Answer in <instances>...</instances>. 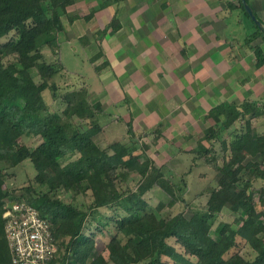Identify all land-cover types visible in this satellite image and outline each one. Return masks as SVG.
Instances as JSON below:
<instances>
[{
	"label": "trees",
	"instance_id": "1",
	"mask_svg": "<svg viewBox=\"0 0 264 264\" xmlns=\"http://www.w3.org/2000/svg\"><path fill=\"white\" fill-rule=\"evenodd\" d=\"M127 1L101 0L96 11ZM76 2L0 0V40L12 35L0 44V264H14L3 217L11 199L15 201L10 204L32 206L50 223L57 248L53 264H264V161L254 160L264 158V133L257 127L264 119L263 103L248 98L210 110L205 120H212L213 125L204 139L220 140L225 161L216 168L215 185L206 187L207 204L190 219L184 213L163 215L164 206L151 208L145 196L157 187L174 200L176 188L180 202L183 189L146 158L143 151L148 147L138 151L115 143L102 148L95 138L104 129L99 120L104 112L101 103L91 101L88 86H75L58 96L59 88L49 82L63 66L47 63L43 51L58 54L66 42L61 37L65 34L62 17ZM238 3L251 20L242 0ZM108 28L120 30L117 14ZM261 36L264 30L256 26L247 44ZM251 49L259 69L264 65V51L259 46ZM102 55L101 49L91 64ZM107 67L105 61L95 71ZM45 92L65 106L61 112L51 108ZM127 134H134L131 123ZM28 137L39 143L34 148L22 145ZM196 152L205 158L211 150ZM27 160L37 172L33 182L19 192L6 189L7 170ZM133 174L137 176L134 187L118 185L132 180ZM38 187H46L47 192L39 193ZM61 191L73 201L90 194L92 202L86 210L80 209L58 198ZM228 212L232 221H221ZM86 226L93 230L90 235L85 233ZM201 227L208 228L204 237L199 236ZM103 234L109 235L108 258L97 247Z\"/></svg>",
	"mask_w": 264,
	"mask_h": 264
},
{
	"label": "rangeland",
	"instance_id": "2",
	"mask_svg": "<svg viewBox=\"0 0 264 264\" xmlns=\"http://www.w3.org/2000/svg\"><path fill=\"white\" fill-rule=\"evenodd\" d=\"M99 2L101 0H77L74 7L68 9L67 14L62 17L65 34L61 37L66 42L62 44L58 54L50 49L43 51L47 63L55 64L57 68L60 65L63 66V70L49 82L59 88L58 96L69 88L81 85L88 86L91 101L93 103L98 100L101 101V110L104 112V116L99 119L104 129L95 138L96 143L102 148L121 143L127 146L130 145L138 151L144 145L147 146L148 148L143 151V154L151 160L154 167L161 168L171 182L181 186L184 199V201L179 202L180 192L178 191L180 190L177 191L176 188L174 191L175 199L173 200L163 189L155 187L145 196L149 206L155 209L158 205H163V215L175 216L184 213V216L190 219L193 212L205 208L209 195V193L206 194L208 189L206 187L215 185L216 168L222 167L225 161L220 140L216 139L210 143L204 139L205 131L213 125V121L205 120V117L212 107L219 103H241L247 99L244 95L246 91L244 85L251 78L249 74L253 73L256 68H254V63L257 62L255 51L254 49L250 52L245 50V53H247L246 59L247 55H251L250 57L253 60H238L240 68L237 66V61L222 60L217 74L219 77L215 79L204 78V82H201L202 80L198 76L202 67L203 52L191 46L185 48L182 44L179 46L175 44L176 46L172 47L170 41L175 42V40L171 35L166 38L163 31L162 34L156 32V39L153 40V37H151L153 42H150L146 37L144 38L145 44L137 45L135 43V49L142 54L138 58L139 63L136 67H139L141 71L145 70V72L140 73L142 77H136L135 75L134 77H128V83L130 86H134L131 94L137 100L136 102L142 105L140 108L131 100L128 99V101V95L125 94L123 89L122 92L116 84L120 82L125 84L127 76L122 77L119 82L114 77V79H109L110 74L107 78H103L108 82L113 80L114 86L110 89L102 82V78L99 77L100 73L94 71L93 66L105 62L107 59L106 54L103 53L95 65L90 64V56L93 57L101 49L104 52L105 42H102L107 35L112 41L123 40V38L129 39L127 38L128 35L123 34L122 31L119 35L115 34L116 31L108 28L116 14L115 10L108 7L96 11ZM91 12V18L85 19ZM69 19L75 20L70 23ZM245 19L256 29V26L248 17ZM103 30H107L105 35H97L96 39L93 38L94 34ZM11 37L12 35L3 38L0 40V44L6 43ZM76 37L77 40H75ZM130 38L132 39H129L131 42L134 41L133 36ZM129 40L122 42L125 48V43H129ZM154 42L155 44H153ZM253 42V47H256L258 45L256 43L257 38ZM170 47H172V50H170ZM144 51L146 52L142 53ZM178 52L183 59H179ZM126 67H132L134 71L139 73L134 63H130ZM106 69L111 71L109 65ZM34 74L36 82L39 83L40 77L35 72ZM143 74H152V78L148 77L146 79ZM154 81L162 88L152 94L148 88ZM146 83L148 86L142 89V85L144 86ZM242 83L244 84L242 85ZM255 87H258L257 84ZM106 88L110 90H106L105 93ZM149 90L150 92H147ZM263 94L264 91L260 93V95ZM44 95L48 103L52 102L51 108L53 110L61 112L64 109L65 106L60 104V100L53 102L50 92H45ZM145 97L149 98L148 101L144 99ZM78 123L82 125L80 121ZM128 123L132 124L133 135L127 134ZM257 127L258 131L264 132V127L258 125ZM222 136L225 139L228 138L226 133ZM38 143L39 141L32 137L23 138L21 141L22 145L30 148H34ZM202 149H209L211 153L205 158H201L196 151ZM263 159L259 157L254 160L263 163ZM7 173L9 176L6 189L17 192L21 187L31 184L37 174L29 160L14 169L7 170ZM136 178L137 176L133 174L130 178L133 181L120 182L118 185L126 184L134 187L137 183L134 181ZM37 191L44 193L47 192V188L38 187ZM57 197L64 199L66 202H73L74 205L83 210H86L92 202L90 194L79 196L73 201L70 195H66L65 192L61 191L57 193ZM14 201L15 199H11L9 204ZM221 217V221H232L229 212L224 213ZM92 232V228L86 226V235H90ZM207 234L208 228L201 227L199 229L200 237ZM108 241V234L99 236L97 240V247L106 258H108V252L106 251Z\"/></svg>",
	"mask_w": 264,
	"mask_h": 264
},
{
	"label": "crops",
	"instance_id": "3",
	"mask_svg": "<svg viewBox=\"0 0 264 264\" xmlns=\"http://www.w3.org/2000/svg\"><path fill=\"white\" fill-rule=\"evenodd\" d=\"M247 2L258 19L264 24V0H247ZM238 6V0H128L127 2L110 6L115 10L121 25L120 30L116 31L115 34H119L122 31L123 34L128 35L127 38L130 40H132L130 37L133 36L134 41L131 42L126 38L112 41L111 38L107 37L109 35L106 36L102 42H105V50L102 48L104 50L103 53L106 54L105 57L109 60L106 59L105 61L108 62L111 71L105 68L100 72L99 77L111 89L114 86L113 80L108 82L103 78H107L110 74L112 76L109 75V79L115 78L119 82L122 77L127 76L125 84L123 82L116 84H118L121 91L122 89L125 91V94L128 95L127 98L131 102L141 108L142 105L136 102L137 100L131 94L134 86H130L128 83V77H134V75L142 77L140 73L145 72V70L141 71L139 67H136L139 63L138 58L142 54L135 49V43L137 45L145 44L144 38L146 37L150 42H153L156 39V32L160 34L162 31L166 38L168 35L174 38L175 42L170 41L172 47L175 44L177 46L182 44L185 48L191 46L203 52L201 58L203 59L202 67L198 76L202 80L201 82H204V78L215 79L219 77L217 74L222 60L237 61V66L240 68L238 60L252 59L251 55H247L246 59L247 53H245V50L250 52L252 50L251 47L254 46V42L249 45L246 39L256 29L248 23L245 19L246 17H244V13ZM151 37H153V40ZM125 39L130 41L129 43H125L126 48L122 45V42L126 41ZM75 40H77V37ZM256 43L258 44L256 46L261 47L264 51V36L258 37ZM172 47H170V50H172ZM178 55L179 59H181L182 57L179 52ZM91 58L92 56L89 57V60ZM130 63H134L139 73L134 71L132 67H126ZM93 67L95 71V66ZM241 67L243 66L241 65ZM244 70L246 71V69ZM151 75L143 74L146 79L148 77L152 78ZM249 75L251 78L244 85V89L246 90L244 93L245 98L260 100L263 103L262 105H264V94L260 95L264 91V65L259 69L255 68L253 73ZM256 84L258 87H255ZM147 86L146 83L141 88L143 89ZM149 87L148 89L151 90L152 94L158 90L160 91L162 88L161 85L156 84V81ZM110 89L106 88L104 92L106 93V90L109 91ZM150 90L147 92H150ZM144 99L148 101L149 98L145 97ZM140 100L142 102L141 98ZM97 102L102 105L101 101L98 100ZM257 125L264 127V119L261 118L257 122ZM261 133L264 132L261 131Z\"/></svg>",
	"mask_w": 264,
	"mask_h": 264
},
{
	"label": "built area",
	"instance_id": "4",
	"mask_svg": "<svg viewBox=\"0 0 264 264\" xmlns=\"http://www.w3.org/2000/svg\"><path fill=\"white\" fill-rule=\"evenodd\" d=\"M3 217L14 264H53L57 248L51 225L35 208L25 203H12Z\"/></svg>",
	"mask_w": 264,
	"mask_h": 264
},
{
	"label": "water",
	"instance_id": "5",
	"mask_svg": "<svg viewBox=\"0 0 264 264\" xmlns=\"http://www.w3.org/2000/svg\"><path fill=\"white\" fill-rule=\"evenodd\" d=\"M243 6L245 8V11L247 12V14L249 15V17L251 18V20L254 22V24L264 30V24L258 19V17L255 15L252 7L249 5V3L247 2V0H242Z\"/></svg>",
	"mask_w": 264,
	"mask_h": 264
}]
</instances>
